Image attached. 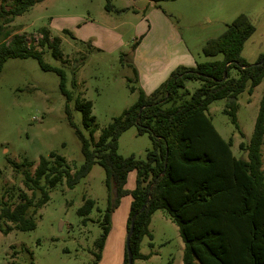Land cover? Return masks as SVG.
Returning <instances> with one entry per match:
<instances>
[{
	"label": "rangeland",
	"instance_id": "rangeland-1",
	"mask_svg": "<svg viewBox=\"0 0 264 264\" xmlns=\"http://www.w3.org/2000/svg\"><path fill=\"white\" fill-rule=\"evenodd\" d=\"M12 5V0L4 3L6 9ZM240 14L254 28L241 57L255 64L264 54V0H43L14 18L6 28L11 33L6 42L14 34L24 35L28 46L41 50L40 29L59 39L62 60L47 47L42 60L64 71L66 89L74 98L91 102L96 140L113 118L135 103L138 89L150 94L176 66L220 60V55L205 57L202 48ZM198 86L199 82H188L186 88L192 93ZM263 95L264 78L251 95L244 91L237 96L238 129L225 113L227 99L214 101L206 111L238 159L246 158L238 146L250 140ZM65 109L55 73L42 71L33 58L4 63L0 72V203H18L19 191L31 196L22 184L25 168L16 170L12 163H34L33 172L39 158L53 152L65 159L72 172L82 164L80 142ZM69 111L72 123L86 134L73 102ZM150 147L147 134L138 136L132 127L119 137L117 152L144 160ZM261 161L264 169V141ZM104 180L103 169L94 164L73 188L63 179L48 189L47 202L32 217V230L19 231L1 220L0 264H98L96 242L107 206ZM86 200L94 201V207L89 215L80 216L78 210ZM7 225L12 229L4 234ZM148 231L150 237L140 244V253L147 259L133 264H182L183 242L163 210L151 215Z\"/></svg>",
	"mask_w": 264,
	"mask_h": 264
},
{
	"label": "trees",
	"instance_id": "trees-1",
	"mask_svg": "<svg viewBox=\"0 0 264 264\" xmlns=\"http://www.w3.org/2000/svg\"><path fill=\"white\" fill-rule=\"evenodd\" d=\"M6 1L0 0V72L8 59L33 58L42 71L57 75L59 91L66 102L65 112L75 128L83 162L72 172L63 157L51 152L47 158H39L33 172L30 168L34 163H12L16 170L25 168L21 172L22 184L31 196L19 191L18 203L8 204L3 200L0 221L11 223L19 231L32 230L35 226L32 217L47 202V190L63 179L68 188H73L97 164L105 174L107 206L102 217V233L96 242L95 261L101 258L112 213L121 199L129 195L126 233L136 214L129 240L133 262L147 259L140 253V244L144 237H150L151 215L163 210L177 226L183 242L182 264H264V169L261 161L264 95L248 144L238 146L246 154L245 159L233 155L231 142L222 139L206 115L211 103L227 99L225 113L238 129L237 96L244 91L251 95L264 78V62L259 64L264 54L255 64H248L241 57L244 43L254 32L249 19L238 15L219 36L205 42L202 54L208 58L220 55V60L196 63L194 67L178 66L148 95L138 89L135 103L113 118L95 140L91 102L74 98L66 89L64 71L42 60L45 47L54 58L62 60L59 39L51 38L48 30L40 29L41 50L28 46L24 35L14 34L6 42L11 34L6 28L14 18L43 0H12L9 9L4 6ZM106 9H110L109 4ZM63 33L68 34L66 30ZM188 82H199V86L190 93L186 88ZM71 85L73 88L77 85L74 78ZM71 102L81 114L86 134L71 121ZM132 127L138 136L147 134L150 140L151 147L144 160L123 157L117 152L119 137ZM130 172H135L132 191L125 189ZM93 207L94 201L86 200L78 215H89ZM11 229L12 226L7 225L3 233ZM122 264H127L126 249Z\"/></svg>",
	"mask_w": 264,
	"mask_h": 264
},
{
	"label": "crops",
	"instance_id": "crops-1",
	"mask_svg": "<svg viewBox=\"0 0 264 264\" xmlns=\"http://www.w3.org/2000/svg\"><path fill=\"white\" fill-rule=\"evenodd\" d=\"M145 94L148 95L149 93L145 92ZM134 186L135 172H130L127 176L125 189L128 191H132L134 189ZM130 202L131 197L129 195L124 196L121 199L118 208L115 209L112 213L110 217V230L104 243L101 259L98 264H122L125 249L126 220ZM119 209L122 212L120 214H117ZM113 230H115L114 236Z\"/></svg>",
	"mask_w": 264,
	"mask_h": 264
},
{
	"label": "water",
	"instance_id": "water-1",
	"mask_svg": "<svg viewBox=\"0 0 264 264\" xmlns=\"http://www.w3.org/2000/svg\"><path fill=\"white\" fill-rule=\"evenodd\" d=\"M263 62H264V57L260 60L259 64H262ZM224 77H225V74H224ZM112 189H113V183L111 181L110 182V195H111V198H113ZM144 207L145 206L142 207L140 212L143 211ZM135 217H136V214L133 216V218L131 220V223H130V228H129L128 232L126 233V236H125V249H126V253H127V264H133L132 255H131V252H130V249H129V240H130V236L132 234L133 222H134Z\"/></svg>",
	"mask_w": 264,
	"mask_h": 264
}]
</instances>
